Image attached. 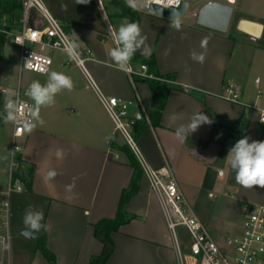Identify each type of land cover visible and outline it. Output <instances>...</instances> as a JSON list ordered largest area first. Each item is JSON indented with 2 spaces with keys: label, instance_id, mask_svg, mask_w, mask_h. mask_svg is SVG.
Here are the masks:
<instances>
[{
  "label": "crops",
  "instance_id": "obj_1",
  "mask_svg": "<svg viewBox=\"0 0 264 264\" xmlns=\"http://www.w3.org/2000/svg\"><path fill=\"white\" fill-rule=\"evenodd\" d=\"M44 1L63 23L79 52L85 57L86 51H91L86 69L101 90L130 103V114L136 119L132 130L147 163L154 169L171 171L190 209L219 245L226 247L227 238L241 232L245 203L264 205V188L239 185L225 159L235 142L245 136L250 142L264 141L263 79L251 76L246 60V52L254 47L264 52V45L258 43L264 41V20L235 11L234 5L242 0H231L232 18L238 19L237 25L232 31L219 32L197 23L196 14L201 5L212 1L200 0L198 11L193 14L195 19L189 20L184 15L180 19L181 29L176 30L170 26V19L151 14L145 7L136 8L149 46V54L141 51L136 54L142 57L154 54L157 76L172 75L174 84L185 88L170 90L160 122L153 125L150 114L156 108L155 97L149 83L140 75L141 65L145 63L130 62L133 73H128L120 70L107 54L115 46L110 29H118L127 21L111 20L102 0H90L87 5L76 4V0ZM36 14L40 17L36 24L43 25L41 14L37 11ZM242 21L253 24L248 28L252 33L239 28ZM205 37L208 38L206 60L200 64L190 58V53L203 51L200 43ZM8 39L7 36L5 44ZM56 53L63 55L56 63L63 67V74L71 77L74 87L70 92L64 90L58 94L53 106L40 109L42 126L37 123L32 131L25 129L21 137L14 138V123L9 122L10 129H5L6 103L12 101L15 106L17 91L33 103L25 95L30 85L28 80L37 77L46 82L48 73H33L20 67V76L26 71V83L20 80L17 88L10 90L9 64L3 47L0 135L6 139L8 155L0 158V177L3 175L0 187L8 183L7 169L10 173L14 161V174L20 177L15 183L28 192L21 208L25 211L31 207L42 212V223L47 225L36 237L41 232L40 239L46 240L57 264H87L103 249L95 236L94 224L116 216L122 192L129 187L134 170L127 154L120 150L125 143L115 132V125L88 75L61 50L51 53L53 64ZM227 86L240 89L239 102L222 97ZM253 87L258 88L256 100L248 94ZM199 112L213 122L200 125L187 139L178 138L176 128ZM173 116L176 118L172 119ZM11 140L13 146L9 147ZM16 141L20 147L16 145L18 150L14 151ZM57 149L63 150V158L56 157ZM17 154L21 157L20 163L16 160ZM49 170L58 173L51 180L46 179ZM73 183L69 191L67 186ZM10 184H13L11 179ZM127 210L137 219L113 233L115 250L107 264H177L173 235L159 196L151 189L145 174ZM32 239L18 237L14 252L8 253L7 264H51L38 246L31 244ZM4 255L3 251L0 256L3 264Z\"/></svg>",
  "mask_w": 264,
  "mask_h": 264
},
{
  "label": "built area",
  "instance_id": "obj_2",
  "mask_svg": "<svg viewBox=\"0 0 264 264\" xmlns=\"http://www.w3.org/2000/svg\"><path fill=\"white\" fill-rule=\"evenodd\" d=\"M20 1L23 6L20 30L18 32L1 30V32L20 47L21 70L47 74L53 65L51 53L61 50L68 53L74 63L88 75L90 84L115 125V132L122 134L126 144L138 159L151 189L159 196L168 228L175 241L177 264H264V205L245 203V216L241 232L227 238L225 250L222 249L218 241L190 209L179 183L171 171L168 168L154 169L144 159L135 139L128 130V128L132 129L136 123V119L130 114V103L105 94L87 72L86 61L90 59L91 51H86L85 57L79 52L63 23L49 11L43 0ZM183 1L178 0V2L168 5L167 0H164V3H158L157 0H145V8L148 10L152 4L165 8L179 7ZM33 10L41 14L43 25L30 26ZM147 68L146 64H142L140 75L152 78L153 76L147 73ZM126 72L133 73V70L129 66V70ZM222 97L231 102H239L240 89L227 86ZM31 104L33 103L22 98L20 91H17L15 107L20 120L14 123V138L21 137L26 129L19 123L24 119L31 120V117L27 115L31 111L29 108ZM261 121H264V114L261 116ZM14 150H18L16 144ZM15 166L13 161L10 169L11 182ZM12 190L21 191L23 187L13 183L9 185L8 195ZM1 205L3 210L5 209L3 207H8L9 202L3 200ZM178 226L186 228L190 236L189 250H183L178 242L175 232ZM7 250H9V245L4 244L3 251Z\"/></svg>",
  "mask_w": 264,
  "mask_h": 264
},
{
  "label": "clouds",
  "instance_id": "obj_3",
  "mask_svg": "<svg viewBox=\"0 0 264 264\" xmlns=\"http://www.w3.org/2000/svg\"><path fill=\"white\" fill-rule=\"evenodd\" d=\"M90 0H76V4L87 5ZM158 3H164V0H157ZM178 2V0H167V4L171 5ZM127 5L136 9L140 4V0H126ZM171 27L176 30L181 29V20L174 14L171 19ZM115 46L108 51V56L113 63L122 71H128L130 61L137 51L142 54H149V46L147 45V36L142 34V29L137 22L122 23L118 29H110ZM208 38L201 40V52L193 50L190 53V58L203 64L206 60ZM30 66V65H29ZM74 87L71 77L57 71L48 73L47 82L41 84L38 80L30 83L25 95L28 96L33 104L29 105L30 112L27 113L31 120L24 119L21 124L28 131H32L37 123L44 124V120L40 117V109L42 107H50L55 104V97L62 91H72ZM17 108L12 101H8L5 105V123H17L20 117L17 115ZM176 117L173 116L172 119ZM213 121L202 112L194 114L186 124H181L175 130V135L181 140L187 139L192 133L196 132L198 127L202 124H211ZM264 123V121H261ZM56 157L63 158L64 152L62 149H57ZM229 169L235 173L236 182L244 188L252 189L254 186L264 188V141L252 140L245 136L229 149L227 157ZM58 173L55 170H49L46 174V179L51 180L55 178ZM68 190L74 187V183L68 185ZM42 212L36 211L29 207L25 210L23 222L25 226L31 231L38 233L41 229L46 230L47 225L42 223Z\"/></svg>",
  "mask_w": 264,
  "mask_h": 264
},
{
  "label": "trees",
  "instance_id": "obj_4",
  "mask_svg": "<svg viewBox=\"0 0 264 264\" xmlns=\"http://www.w3.org/2000/svg\"><path fill=\"white\" fill-rule=\"evenodd\" d=\"M102 1L111 20L124 19L127 22H137L140 24V15L138 10L130 8L126 3V0ZM22 10L23 6L20 0H0V30L18 32L21 28L20 19L22 17ZM6 37L7 35L1 32L0 58H2L3 55V47ZM130 62L145 63L148 67L147 73L153 76L152 78L143 76L141 77L149 83L155 97L156 108L150 114V119L153 125H158L160 122L161 111L164 107L167 95L170 90H185V88L175 85L172 75L157 76V67L154 54H151L148 57H142L138 54H135ZM120 150L127 154L130 165L134 170V176L129 187L124 189L122 192L116 216L113 218H103L94 224L95 236L102 243L103 249L99 255L92 256L87 264H107L115 250L113 233L119 232L122 226L130 223L134 219H137L135 214L130 213L127 210V204L129 200L138 192L139 182L144 175V172L135 154L126 143L120 148ZM15 157L17 162L20 163L21 157L19 155ZM16 178H20L17 173L13 175V183H15ZM23 180L27 181L26 178H23ZM38 250L41 251L43 256L51 264H57L56 256L47 247L45 239H42L39 242Z\"/></svg>",
  "mask_w": 264,
  "mask_h": 264
},
{
  "label": "rangeland",
  "instance_id": "obj_5",
  "mask_svg": "<svg viewBox=\"0 0 264 264\" xmlns=\"http://www.w3.org/2000/svg\"><path fill=\"white\" fill-rule=\"evenodd\" d=\"M200 0H193L190 4L189 10L188 12L185 14L186 17H188L187 19L189 20H194V16L193 14H196L198 11V3ZM45 6L46 3L43 0ZM145 7V0H140V4L138 5L137 8H144ZM234 9L235 11H238L240 13H242L243 15H245L248 18H262L264 20V0H242L239 1L238 4L234 5ZM36 14V11L33 10L31 13V21H30V26H36L35 24L37 22H39V15ZM43 20V19H41ZM237 20L236 18H232V20L230 21L229 27L228 29L230 31H232L233 29H235L236 25H237ZM121 21V20H120ZM9 41L6 42L5 46H4V53H5V57H6V62L9 64L8 67V72H9V86H10V90H13L14 88H17L20 80L23 82V84L26 83V71L23 72L22 76H20V47L15 45L10 39H8ZM258 43H261L260 45H264V41H258ZM246 55V60L249 61L248 65L250 66V73L251 76H256L258 77H262L263 81L261 84V88L264 89V52L263 50H259L258 48L254 47L253 50H248ZM63 55H60L59 53L54 54V64L51 68V71H57V72H61L63 73V67L60 66L59 64L56 63L57 59L62 58ZM247 61V62H248ZM48 72V73H49ZM47 79H48V74H47ZM46 79V82H47ZM34 80H38L41 84H44L46 82H42V80H40L37 77H32L29 78V82L31 83ZM25 88V86H24ZM23 88V90H24ZM257 87H253L248 94L253 96V100H256V94H257ZM62 93V92H61ZM60 93V94H61ZM22 98H24V93L22 95ZM61 99H63L60 96ZM11 127L10 123H6L5 124V129L8 131ZM129 132L131 133V135L133 136V138L136 141L137 147L140 150L141 154L143 155L144 159L145 155L143 153V151L141 150V147L139 145V142L137 141L136 137L134 136L133 130L131 128H128ZM118 133V132H117ZM119 135L122 137V141L124 143L125 139L123 138L122 134L119 132ZM4 136L0 135V158L1 157H7L8 155V150L5 149V143L4 141ZM9 147L13 146V142L12 140L9 142ZM16 145L20 147V142L16 141ZM11 150V149H10ZM21 150V149H20ZM15 151V150H14ZM10 154V151H9ZM3 155V156H2ZM18 155V154H17ZM3 159V158H2ZM1 159V161H3ZM7 174H6V179L7 182L5 185L1 184L0 187V207H2L1 202L2 200L4 201H8L9 205L8 207H3L5 209H3L2 211L0 210V220L2 219L3 223L2 225L0 224V256L2 254V247L4 244H8L9 245V252L8 250L5 252V264H7V258L8 255L14 252V249L16 248V246L18 245V241L17 238L18 237H23L25 235H23L22 230L23 229H28L24 222H23V217H24V207L23 205L25 204V198L27 199L28 197V192L25 190H22L20 192L14 191L12 190L10 192V194L8 195V189H9V179H10V173L9 170L7 169ZM1 177H3V175H1ZM0 177V178H1ZM3 198V199H2ZM2 199V200H1ZM40 212V211H39ZM176 232V236L178 239V242L180 244V246L182 247L183 250H189L190 249V236L186 230V228L182 227V226H178L175 230ZM41 232L39 233L38 237L33 238L31 242L32 245L38 246L39 242L41 241V236H40ZM23 235V236H22ZM26 237V236H25ZM222 249L225 250V247L223 245H221ZM9 253V254H8Z\"/></svg>",
  "mask_w": 264,
  "mask_h": 264
},
{
  "label": "water",
  "instance_id": "obj_6",
  "mask_svg": "<svg viewBox=\"0 0 264 264\" xmlns=\"http://www.w3.org/2000/svg\"><path fill=\"white\" fill-rule=\"evenodd\" d=\"M193 0H184L179 7L165 8L159 5H150L148 12L157 16L173 19L174 14L180 19L188 12L190 4ZM233 14V3L231 0H212L201 5L196 14L197 23L201 26L219 31L226 32L228 30ZM253 24L242 21L239 28L243 31H249L248 28ZM252 30V29H251ZM249 31L252 33V31ZM23 235L27 238H34L37 233L31 232L29 229L22 230Z\"/></svg>",
  "mask_w": 264,
  "mask_h": 264
}]
</instances>
